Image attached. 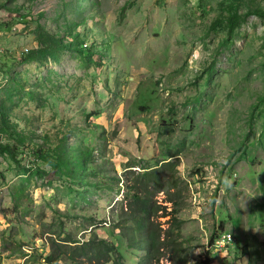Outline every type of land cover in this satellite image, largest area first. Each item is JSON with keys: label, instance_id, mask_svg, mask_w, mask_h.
Listing matches in <instances>:
<instances>
[{"label": "rangeland", "instance_id": "rangeland-1", "mask_svg": "<svg viewBox=\"0 0 264 264\" xmlns=\"http://www.w3.org/2000/svg\"><path fill=\"white\" fill-rule=\"evenodd\" d=\"M261 12L264 0H0V264H53L54 241L92 236L124 249L126 183L163 162L183 183L191 262L211 249L212 264H264ZM75 258L58 262L91 264Z\"/></svg>", "mask_w": 264, "mask_h": 264}, {"label": "trees", "instance_id": "trees-1", "mask_svg": "<svg viewBox=\"0 0 264 264\" xmlns=\"http://www.w3.org/2000/svg\"><path fill=\"white\" fill-rule=\"evenodd\" d=\"M264 17V12L258 13ZM175 165L163 162L157 167L136 174L126 183V191L117 212L118 222L114 232L115 238L125 239L126 245L122 249V242L115 245L105 238L92 239L84 246H70L53 242L54 252L47 256L53 264H59L62 259H87L91 264H193L190 258V247L181 240V228L184 223L179 214L183 209V183L175 179ZM163 192L167 203L159 202L157 194ZM70 242H76L67 240ZM217 242L213 235L210 245ZM68 248V249H67ZM129 250L136 259L126 261ZM75 258V259H76ZM76 259V260H77ZM202 264H212L211 249L201 261Z\"/></svg>", "mask_w": 264, "mask_h": 264}, {"label": "built area", "instance_id": "built-area-1", "mask_svg": "<svg viewBox=\"0 0 264 264\" xmlns=\"http://www.w3.org/2000/svg\"><path fill=\"white\" fill-rule=\"evenodd\" d=\"M233 240H234L233 233L232 232H226L223 234L222 238L218 239L217 246H219L220 249L225 248Z\"/></svg>", "mask_w": 264, "mask_h": 264}, {"label": "crops", "instance_id": "crops-1", "mask_svg": "<svg viewBox=\"0 0 264 264\" xmlns=\"http://www.w3.org/2000/svg\"><path fill=\"white\" fill-rule=\"evenodd\" d=\"M3 13H1V15H2Z\"/></svg>", "mask_w": 264, "mask_h": 264}]
</instances>
